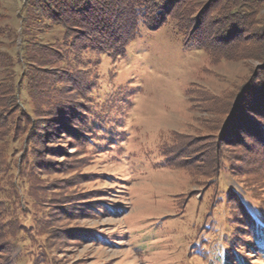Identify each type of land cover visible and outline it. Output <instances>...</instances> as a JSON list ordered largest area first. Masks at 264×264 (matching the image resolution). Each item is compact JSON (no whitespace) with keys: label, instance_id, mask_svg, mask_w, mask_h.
Returning a JSON list of instances; mask_svg holds the SVG:
<instances>
[{"label":"rangeland","instance_id":"374dc122","mask_svg":"<svg viewBox=\"0 0 264 264\" xmlns=\"http://www.w3.org/2000/svg\"><path fill=\"white\" fill-rule=\"evenodd\" d=\"M106 2H80V21ZM188 2L209 53L168 18L120 59L54 22L59 8L0 0V87L20 89L0 109V264H264L249 239L264 226V66L250 76L249 59L264 0Z\"/></svg>","mask_w":264,"mask_h":264},{"label":"trees","instance_id":"16d2710c","mask_svg":"<svg viewBox=\"0 0 264 264\" xmlns=\"http://www.w3.org/2000/svg\"><path fill=\"white\" fill-rule=\"evenodd\" d=\"M35 1L36 3L37 2L40 3L44 7V9L48 8V10H50V9L55 8V10H57L59 8L60 12L59 13L57 12L58 16H57V19H54V22L61 25L64 29H66V31L73 29L79 32L80 28H83V27L87 28L86 33L80 34L82 36H85L83 37L84 39L81 42L82 44L86 40L87 41L92 40L91 41L92 43H99V44L101 43L103 46H105L108 44L110 40H112L109 42L112 44L110 47L112 48L114 47L113 50L117 51V57H119L120 59H123L126 57L127 52H128L127 45L140 35L141 30L155 31L165 22V19H168V18L175 20L178 31L180 33L182 32L184 33V34L182 33L185 37L183 46L195 45V47L202 49L205 53H209V51H211L210 46L206 44L205 40L203 39L204 37L201 35L203 31L199 29L198 26H195V28L191 29L189 28L187 24H185L186 20L189 18L188 16L192 13V9H193L192 4L188 2L189 0H107L106 4L103 5L104 7H107L105 18L100 19L98 21V18L95 17L93 24H90V25L88 23L83 24V22L80 21L79 19L80 16H78L80 2L86 3V0H76L75 2H72L73 0H35ZM234 1H239V0H234ZM173 4L176 5V8L175 6H173ZM42 6L39 5L38 6L39 9ZM230 6L234 10L228 11L229 16L236 15L235 12L239 11L238 8L243 7L241 6V4H237V2H236V5H235V2H233V4L230 3ZM43 7L41 9H43ZM249 8H250L249 6L246 7V9H249ZM110 10H112V12H109ZM248 14H250L249 11H248ZM92 16L94 17L95 15H92ZM198 18L199 17H197L196 19ZM263 20L264 19L262 17V28H261L262 30L256 29L255 35L258 34L257 41L254 42L255 45H254L253 51L249 55L250 57L249 59L255 62L254 64L255 67L253 66V68L251 69L252 72L250 76H253L254 72L258 71L260 68L264 66V21ZM156 22L157 24L155 25ZM234 25H236V23ZM75 26L78 28H75ZM95 29L97 30V32L95 31ZM102 30L105 31V34H101L100 36H98L99 37L98 39L96 34L98 33V31L100 32ZM71 35L68 34V37ZM237 37L238 36H235L233 38L234 46H237L240 43H242L239 41V38ZM72 38H73V42L78 41L77 39L78 37L76 38V36L75 37L72 36ZM73 49H76L75 45L73 46ZM223 53L227 54V52H223ZM19 55H21L20 57H22L23 55V57L26 58L27 52L26 53L18 52L16 54V56L18 57ZM212 55L214 54H210L211 57ZM220 55L222 57H225L223 56L224 54L222 53ZM217 56L219 55L217 54ZM30 58L37 59L35 58V56L30 57ZM10 63H11V60L9 58L8 60L5 61V67H10ZM17 64L21 65L20 62H18ZM251 78L249 77V80H251ZM11 79L12 81L8 82L7 86L5 85L3 87H0V109L2 110L3 109L6 110L7 107L8 108L16 107L20 102V89L19 87H17L16 83L13 81V77H11ZM2 80H5V78H3ZM249 80L247 81L245 85L248 84ZM30 82H32V79ZM32 83H30V85H32ZM239 94L240 93H236L235 96H238ZM235 101L232 104L233 106H235L234 105ZM233 106L231 107L230 112L228 113L226 118H228V116L230 115ZM3 113L6 114V112H3ZM23 119L24 118L22 116L19 118L20 121ZM2 120L4 121V124L2 125V127L4 126L6 127V129L8 127L10 130L12 129L15 130L18 127H20V126L18 127L16 126L12 117H9L7 121H5L3 118ZM7 133L9 132L4 131L3 134H1V136L4 137L5 135H7ZM262 145H263L262 153H264V143ZM3 149L4 148L1 145L0 151H2ZM19 165L20 164H17L18 167ZM18 167H17V170L20 169ZM8 170H10V167L8 168ZM14 199H15L14 202L16 204L17 196ZM18 207L23 208V206H18ZM237 208L240 211L239 210L237 211L239 213L238 215H236V213L234 212L236 218L237 219L243 218L242 221L246 222V224L251 223L248 220L247 211L246 213L244 212L245 208L242 205V203L238 202ZM250 217L252 218L254 217L253 213ZM13 218L14 219L11 220V222H13V225H11L10 227L4 226V228H6V231L4 230V233H7V235H11L13 231H16V228L17 229L19 228V231L27 230L24 224L26 222V216H22V218H19V217H13ZM245 225H242V227ZM256 227L257 228H256L255 234L253 236L251 235V237L249 238L250 240L252 239L251 246H254L256 249H258V252L264 254V226L261 224H257ZM7 260L9 263H11L12 261L10 258L9 259L7 258Z\"/></svg>","mask_w":264,"mask_h":264}]
</instances>
